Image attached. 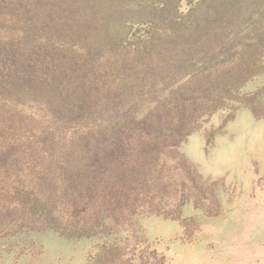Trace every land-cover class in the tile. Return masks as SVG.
Returning <instances> with one entry per match:
<instances>
[{"label":"trees","instance_id":"16d2710c","mask_svg":"<svg viewBox=\"0 0 264 264\" xmlns=\"http://www.w3.org/2000/svg\"><path fill=\"white\" fill-rule=\"evenodd\" d=\"M186 6L0 0L1 230L171 216L166 159L200 119L264 114V0Z\"/></svg>","mask_w":264,"mask_h":264},{"label":"rangeland","instance_id":"374dc122","mask_svg":"<svg viewBox=\"0 0 264 264\" xmlns=\"http://www.w3.org/2000/svg\"><path fill=\"white\" fill-rule=\"evenodd\" d=\"M200 120L166 159L180 196L161 201L177 202L171 216L96 221L80 236L0 229V264H264V114L230 107Z\"/></svg>","mask_w":264,"mask_h":264}]
</instances>
